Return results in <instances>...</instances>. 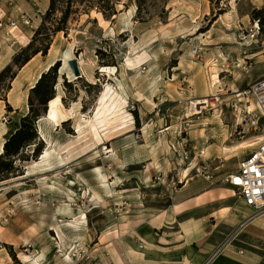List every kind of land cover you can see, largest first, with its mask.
<instances>
[{
    "label": "rangeland",
    "instance_id": "374dc122",
    "mask_svg": "<svg viewBox=\"0 0 264 264\" xmlns=\"http://www.w3.org/2000/svg\"><path fill=\"white\" fill-rule=\"evenodd\" d=\"M49 1L0 0L5 20L24 13L35 26L0 28V67L4 48L29 44ZM117 2L112 19L92 11L59 32L48 54L18 73L10 96L9 77L0 83L12 106L0 101V128L11 133L33 86L58 62L55 95L35 101L42 114L25 153L40 150L0 180V264H71L73 255L98 264L101 241L170 207L189 181L222 184L264 135L255 100L238 95L264 76V0ZM200 97L210 105L192 115Z\"/></svg>",
    "mask_w": 264,
    "mask_h": 264
},
{
    "label": "crops",
    "instance_id": "0c3cea01",
    "mask_svg": "<svg viewBox=\"0 0 264 264\" xmlns=\"http://www.w3.org/2000/svg\"><path fill=\"white\" fill-rule=\"evenodd\" d=\"M16 52L18 49H3L2 55L8 58L0 71ZM8 133L3 125L0 153ZM237 191L225 180L222 184L189 181L170 207L126 235L101 241L92 254L98 264H264V214L255 215V209L239 199Z\"/></svg>",
    "mask_w": 264,
    "mask_h": 264
},
{
    "label": "trees",
    "instance_id": "16d2710c",
    "mask_svg": "<svg viewBox=\"0 0 264 264\" xmlns=\"http://www.w3.org/2000/svg\"><path fill=\"white\" fill-rule=\"evenodd\" d=\"M117 4V0H50L42 21L29 44L21 47L14 54L12 60L0 71V83L7 76L10 80L5 91H10L11 83L16 78L18 70L35 55L39 53L48 54L53 39L59 32H64L67 35L73 21L79 20L82 15H90L92 11L101 13L107 20L112 19L118 14ZM95 21H97V17ZM100 53L102 54L101 51ZM57 68L58 62L41 74L32 88L33 95L29 96V111L22 115L16 128L6 135L3 152L0 153V180L9 179L12 174H15V170L18 168L16 166L17 161L30 160L39 152L40 148L36 147L33 149V155L25 153L27 146L36 141L35 122L42 114L41 110L35 106V101L38 104L47 105L54 97V90L58 81ZM0 99L5 100L9 110H12L5 94H0ZM45 111H47L46 108Z\"/></svg>",
    "mask_w": 264,
    "mask_h": 264
},
{
    "label": "built area",
    "instance_id": "2783aa9c",
    "mask_svg": "<svg viewBox=\"0 0 264 264\" xmlns=\"http://www.w3.org/2000/svg\"><path fill=\"white\" fill-rule=\"evenodd\" d=\"M5 18L6 13L0 16V28L5 27L6 23L11 27L19 26V22L33 27V20L24 13L20 21L12 17L7 20ZM256 29L259 27L252 29L254 33ZM197 51L198 49L195 50V53ZM240 95L252 97L257 104L261 117L264 118V76L240 92ZM224 180L237 188L239 196L247 205L255 209V215L264 214V135L258 139L255 147L240 161L237 170L228 174ZM83 258L77 259V256L73 255L71 264H90V261L82 263ZM85 259H89L88 255L85 256Z\"/></svg>",
    "mask_w": 264,
    "mask_h": 264
},
{
    "label": "bare ground",
    "instance_id": "6f19581e",
    "mask_svg": "<svg viewBox=\"0 0 264 264\" xmlns=\"http://www.w3.org/2000/svg\"><path fill=\"white\" fill-rule=\"evenodd\" d=\"M13 27H16V26H13ZM34 27L35 26L33 24V27H31V29H33ZM69 60L70 59H68L66 61V63H68ZM102 68H103V70L110 71V72L115 70L114 67H102ZM213 84H215V83H213ZM236 91H238V90H236ZM238 95H240V94H238ZM194 99H193L194 101H192V102L190 101V103H192L191 106L193 108V114L192 115L201 113L202 112V109H205V108H207V106L210 105V99L207 98V97H202V98L200 97V98H197V99L194 98ZM200 105H202V106H200ZM1 152H2V150H1ZM47 156H48V151H46L45 154L42 156V161H45ZM99 169L100 168H98L97 170H99ZM97 174H98V177H99L100 182L102 183L103 186H105L106 183H107V179H106L107 177L100 170L97 171ZM70 192L72 194H75V191L72 190V189H70ZM108 194H109V192H108ZM68 214H70V213H68ZM73 218H74V222H73V226L72 227L73 228H78L82 223L85 222V220H86V213L84 212L82 215H80L78 217L74 215ZM36 261L32 262V264H37L38 262H36Z\"/></svg>",
    "mask_w": 264,
    "mask_h": 264
},
{
    "label": "water",
    "instance_id": "95a60500",
    "mask_svg": "<svg viewBox=\"0 0 264 264\" xmlns=\"http://www.w3.org/2000/svg\"><path fill=\"white\" fill-rule=\"evenodd\" d=\"M69 64L71 65L72 71L76 77H82V73L78 66V60L72 59L69 61Z\"/></svg>",
    "mask_w": 264,
    "mask_h": 264
}]
</instances>
